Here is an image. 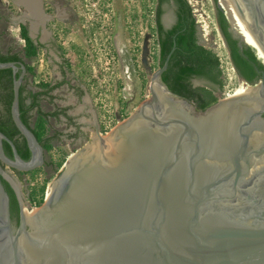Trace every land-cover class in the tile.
Listing matches in <instances>:
<instances>
[{
  "label": "water",
  "instance_id": "obj_1",
  "mask_svg": "<svg viewBox=\"0 0 264 264\" xmlns=\"http://www.w3.org/2000/svg\"><path fill=\"white\" fill-rule=\"evenodd\" d=\"M231 1L264 51V0ZM174 50L151 75L152 97L109 135L98 132L28 219L8 169L36 171L46 156L20 119L19 65L12 117L32 158L24 162L0 131V264H264V77L258 93L199 112L162 81ZM10 68L19 69L0 64ZM155 77L173 100L155 101ZM2 178L21 203L16 234Z\"/></svg>",
  "mask_w": 264,
  "mask_h": 264
},
{
  "label": "rangeland",
  "instance_id": "obj_2",
  "mask_svg": "<svg viewBox=\"0 0 264 264\" xmlns=\"http://www.w3.org/2000/svg\"><path fill=\"white\" fill-rule=\"evenodd\" d=\"M188 1L199 25L201 43L218 54L228 82L226 92L219 93L218 96L219 98L233 96L248 84L238 78L231 64L226 43L220 32L214 1ZM35 2L49 15L48 22L52 21L56 39L53 48L49 44L51 51L48 54H44V50L41 52L39 57L41 62L38 64L40 72L47 77L57 75L58 68L55 62L60 59L57 51L67 52L74 67L73 71L90 91V97L87 96L89 103L91 102L93 109L100 115L102 126L100 135L110 134L118 124L127 120L140 104L147 100L151 75L160 69L155 59L156 39L149 30V25L154 26L155 4L151 0H42V2L40 0ZM43 2L45 6L42 8ZM92 3H95L97 7L93 8ZM10 5L11 0H0V49L3 53L12 51L21 54L23 42L19 38L18 26L16 22L11 21V18L18 17L23 11L16 7V13L14 11L10 14L8 10ZM164 17L165 22H172L174 9L167 7ZM24 21L25 19L22 18L23 23ZM25 25L28 28L31 27L29 23ZM88 28L92 30L96 28L95 34H86ZM47 37V40L42 37L44 44L52 40L51 36L47 35ZM73 46L77 49L81 48L80 51L83 49L84 55L73 50ZM127 53H130V56ZM131 57L137 58L134 60V65L131 64ZM26 62L31 66L35 65L34 61L26 60ZM128 68L129 73L126 71ZM140 74L143 77L142 81L139 79ZM31 79L29 77V83ZM59 95L64 99L69 97L65 89H62ZM70 99L72 100V96ZM64 102L66 103V100ZM76 109L80 110L82 107L78 106ZM52 130L61 131L65 130V127L62 124H55L54 127L53 124L50 126L41 124L37 128L40 138L50 136ZM90 135L91 137L82 143H54V150L46 154L45 165L35 178L26 175L23 178L19 177L17 173L8 169L11 177L20 186L24 205H27L26 201L31 195L30 188L34 186L30 180H33L34 184H41L46 179H55L62 169L57 170L52 164L59 163L64 154L75 153L93 143V136L97 134L91 132Z\"/></svg>",
  "mask_w": 264,
  "mask_h": 264
},
{
  "label": "trees",
  "instance_id": "obj_3",
  "mask_svg": "<svg viewBox=\"0 0 264 264\" xmlns=\"http://www.w3.org/2000/svg\"><path fill=\"white\" fill-rule=\"evenodd\" d=\"M213 1L220 32L238 78L251 86L258 84L264 77L263 62L258 58L256 51L231 30L224 11L218 6V0ZM151 2L155 4L156 8L154 26L149 25V30L156 39L157 56L155 59L159 68L165 66L168 55L175 48L169 66L162 75L163 83L173 94L192 102L198 111H206L218 102V94L225 93L228 85L220 57L215 51L202 45L199 25L188 0H151ZM171 5L174 7L176 21L171 29H165L162 24V18L165 15L164 7ZM21 39L24 41L25 59L28 61L39 60L42 48L32 41L25 26L21 27ZM25 59L11 51L7 54H0V64H25L27 73L32 76L35 74L34 66L27 64ZM18 68L16 73L11 68L0 70V104L3 107L0 116V131L14 143L21 159L28 163L31 161L32 152L12 117L14 84L22 75L20 66ZM143 81L146 82L145 79ZM196 81L206 84L195 86ZM24 82L20 88L19 96L20 119L38 137L36 130L32 128L33 110L38 106L36 95L28 88V80H24ZM55 139L54 137H45L43 140H39L46 153H51L54 150L52 143ZM4 153L9 160L14 161L13 149L7 142H4ZM71 154H64L59 163L52 165L57 170L62 169ZM15 172L22 178L25 175L35 178L40 169L30 173ZM30 181L34 186L30 188L31 195L28 202L33 207L41 206L45 201L48 184L52 179H46L41 184H34L33 180ZM2 182L10 196L11 218L19 224L21 203L18 195L9 181L2 178Z\"/></svg>",
  "mask_w": 264,
  "mask_h": 264
},
{
  "label": "flooded vegetation",
  "instance_id": "obj_4",
  "mask_svg": "<svg viewBox=\"0 0 264 264\" xmlns=\"http://www.w3.org/2000/svg\"><path fill=\"white\" fill-rule=\"evenodd\" d=\"M33 1L40 2V0ZM43 6H45L44 2L42 8ZM16 7H19L23 11L18 17L13 16V18H11V21L16 22V26H18L19 28V38L23 42L21 54H16H19L20 57L25 59L24 41L21 39L22 26H25L27 28L29 37L32 39V41H34L37 46H41L42 52L44 50V54H48V52L51 51L49 48V44L53 48L56 43V39L55 32H53L54 28L51 24L52 21L48 22L49 15L45 12V9L43 8V10H41L36 2L32 3L29 0H11V5L8 8L9 13L11 14L14 11L16 13ZM167 7H171L174 9L173 5L165 6L164 9H166ZM30 13H32L33 16L30 15ZM164 16L162 18L163 26L165 27V29H171L176 21L175 12L172 22H165ZM22 18L25 19L24 23H29L31 27L28 28V26H26L22 22ZM95 32L96 28L94 30L88 28L86 34L89 33V35H94ZM47 35L51 36L52 40H48V44H44L42 37L47 40ZM72 49L76 50L78 54L84 55L83 49V51H80L79 49L81 48L77 49L75 46H73ZM9 52L10 51H8L7 53ZM7 53L1 52L0 49V54ZM57 53L59 54L60 58L55 62V65L58 68L57 75L53 74V77H47V75L42 74L38 66L39 62H41V60L39 59L34 61L35 74L31 76L27 73L24 79L25 81L28 80L29 83V77L32 78L28 88L33 92L34 95H36V101L38 103V106L33 110L32 128L36 130L38 139L43 140L44 138H40L39 132L37 131V128L40 127L41 124H44L46 126H50V124H53V127L55 126V124H62L65 127V130H52V134L50 136H47L48 138H56L52 144H60L61 142H70L71 144L82 143L85 139L91 137V132H94V134L101 132L102 126L100 124V115L97 114L96 110L93 109L91 102L89 103L87 96L90 97V91L87 86L83 84L82 80L80 81L77 74L73 71L74 67L70 57L68 56V53L61 51H57ZM127 54L130 56V53ZM130 59L131 64L134 65V60L137 58L131 57ZM26 60L27 59H25V62ZM126 71L127 73H129L130 69L128 68L126 69ZM141 76L142 75L140 74L139 79L142 81L141 78L143 77ZM135 77L134 80H136L137 78ZM194 84L195 86H204L206 83L196 81ZM44 85H47V87H44ZM62 89H65V91L68 92L69 97H67L66 99L59 95V92ZM70 96H72V100L70 99ZM65 100L66 103L64 102ZM78 106H81L82 109L77 110L76 108ZM2 109L3 107L0 104V116L2 114ZM46 154L47 153L45 151V156ZM12 171L15 172L14 170ZM12 226L14 233L16 234L20 228V222L19 224H17L15 220H12Z\"/></svg>",
  "mask_w": 264,
  "mask_h": 264
},
{
  "label": "bare ground",
  "instance_id": "obj_5",
  "mask_svg": "<svg viewBox=\"0 0 264 264\" xmlns=\"http://www.w3.org/2000/svg\"><path fill=\"white\" fill-rule=\"evenodd\" d=\"M32 3H34L33 0H29ZM222 8L224 9L233 29L235 32H237L238 35L242 36L246 43L248 45H250L257 53L258 58L263 62L264 64V51L262 50V48L255 42V40L252 38L251 34L249 33V31L247 30V28L245 27L244 23L242 22V20L239 18V16L236 14L234 8H233V4L231 0H219ZM152 92L154 94V98L155 101L158 100H173V98L162 88L161 84L159 83V80L157 77L154 78V81L152 82V86H151ZM261 89L258 86H245L244 88H242L241 90L237 91L235 94V97H242V96H248V95H254L256 93H258ZM149 96H148V100L152 97L150 92H148ZM182 103V102H180ZM184 104V103H182ZM185 105V104H184ZM186 106V105H185ZM109 135V134H108ZM107 136V135H106ZM105 136H102V138ZM94 138V142L101 139L100 136H93ZM92 144V143H90ZM90 144L86 145V147H88ZM84 147V148H86ZM83 149H79L77 152L71 154L68 158V160L66 161L64 167L62 168L60 174L53 179L49 184H48V188H47V197L49 198V196L51 195L52 191L54 190V188L56 187L58 181L61 179V177L63 176V174L66 172V170L68 169V167L71 165V163L76 159V157L84 150ZM36 208L34 207H29L27 205H23V211L27 216V219L29 218V214L32 210H34Z\"/></svg>",
  "mask_w": 264,
  "mask_h": 264
},
{
  "label": "built area",
  "instance_id": "obj_6",
  "mask_svg": "<svg viewBox=\"0 0 264 264\" xmlns=\"http://www.w3.org/2000/svg\"><path fill=\"white\" fill-rule=\"evenodd\" d=\"M92 7L93 8H96L97 7V5L95 4V3H92ZM229 96V95H228ZM26 204H27V206L29 205V206H31L30 204H29V202L28 201H26Z\"/></svg>",
  "mask_w": 264,
  "mask_h": 264
}]
</instances>
